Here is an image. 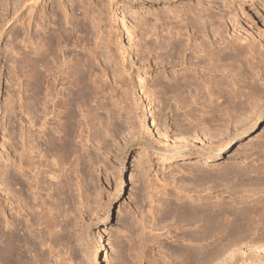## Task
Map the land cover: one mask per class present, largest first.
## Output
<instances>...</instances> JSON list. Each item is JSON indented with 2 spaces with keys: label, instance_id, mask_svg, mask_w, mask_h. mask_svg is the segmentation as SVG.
<instances>
[{
  "label": "rangeland",
  "instance_id": "rangeland-1",
  "mask_svg": "<svg viewBox=\"0 0 264 264\" xmlns=\"http://www.w3.org/2000/svg\"><path fill=\"white\" fill-rule=\"evenodd\" d=\"M196 1L0 0V264H7L9 237L16 229L36 248L25 247L29 264H59L62 256L68 264H182V236L195 223H180L173 206L264 201V183L214 180L256 179L264 172V82L254 73L257 59L250 56L255 69L249 68L247 78L241 64L229 58L233 69L214 74L226 82H188L179 93L170 91L176 82H166L174 72L209 76L185 63L189 51L175 57L178 65L169 64V48L162 41L166 30L156 20L163 9ZM244 2L246 14L238 28L229 26L226 40L237 30L244 36L264 28V9ZM189 33L194 44L198 34L193 28ZM49 34L55 38L56 62L43 73L45 92L51 94L34 106L26 88L33 82L31 71L17 68L14 59L17 52L41 49ZM80 55L87 59L90 101L83 109L76 106L77 151L64 164L70 190L50 198L46 187L59 179L47 169L58 167L60 153L53 159L44 152L40 126L45 120L50 132L61 126L52 119V103L56 112L62 110L70 85L63 66ZM147 141L155 148H147ZM179 148L185 149L172 151ZM28 149L36 150L31 153L35 163L42 159V186L35 184L37 169L26 167ZM11 175L22 184L21 194L14 181L9 183ZM41 201H56L60 209L69 204L68 245L59 243L62 233L52 240L45 222L39 223L41 209L34 206ZM258 229L251 237L258 244L236 264H264V226ZM239 235L232 232L215 243L202 264L223 263L245 241Z\"/></svg>",
  "mask_w": 264,
  "mask_h": 264
},
{
  "label": "bare ground",
  "instance_id": "bare-ground-1",
  "mask_svg": "<svg viewBox=\"0 0 264 264\" xmlns=\"http://www.w3.org/2000/svg\"><path fill=\"white\" fill-rule=\"evenodd\" d=\"M166 1L171 2L173 0ZM250 1V8L260 7L264 9V0ZM245 14L246 10L244 0H213L210 1V5L205 4L204 0H197L193 4L176 5L171 8L163 9L162 13L160 12L156 14V20L160 21V27L163 26L166 30V33L163 35L162 41L166 45V47L169 48V58H171L169 64L178 65L181 61L177 62L175 60V57H179L180 55L185 54V52L189 51V53L191 54L189 57L184 59L185 63L192 64L193 69L201 68L202 71L206 70V73H209V76L205 77V74H203L204 72L202 71L200 75H198V71H194L195 73L192 74H188L186 72H174L166 80V82H176L174 86L170 88V91L173 90L179 93V91H182L183 88L188 86V82H226L223 81V77L221 79L215 78L214 74L215 72H221V74L226 75L230 72V70L233 69V63L228 61L229 58H233V60L241 64L240 68H242V70L239 71H241L242 75L247 78L250 74V72H248L249 68L255 69L249 61L250 56H253V59H257L259 64V68L255 69L254 73L259 75V79L264 82V28L260 30H253L250 35L246 34L244 36L242 35L241 31L237 30L236 33L232 35L230 40H226V31L228 30L229 26L238 28V25L243 20ZM157 27L159 26L157 23H155V28L157 29ZM190 28H193L195 33L198 34V38H193L195 40L194 44L191 42L192 36L189 33L191 30ZM31 39L29 38L28 42L32 43ZM43 39L41 40L43 44V47L41 49L35 48L33 53L28 50H26L23 54L17 52L18 56L16 55V58L14 57V65L17 68H19L23 72L31 71L30 77L32 78L33 82H27L26 88L29 92L30 97L29 104H33L34 106H38L40 99H42L43 96L51 94V91H49L48 93L45 92V89H47L48 87L46 85V82H44L45 77L43 69L45 68V70H48L52 66V64L56 62L55 56L53 54V46L55 41L54 36L52 34H49L48 36H46V38L44 37ZM158 39L160 40L159 36ZM159 44H161L160 41ZM216 44H218L220 47L218 50H215ZM232 55L233 57H231ZM87 67V59L84 55L78 56L74 61H68L65 66H63V74L65 75V77H67V83H70V85L66 87L67 94L64 98V105H62V110L56 112L55 108L57 104L56 102L52 103V106L54 107V111H52V119L58 120L61 126H58L55 130H52V132L47 130L46 120L42 123V126H40L43 129L42 133L45 136L46 140L45 148H43V150H45L44 152H46L48 156L53 157V159L55 155L60 153L57 157L59 168L57 167V163L49 164L50 166L47 164V166H49L47 171H50V177H52V179H59L58 181L56 180V184L53 183L54 186L52 184L47 185L45 183L47 185L46 190H48L47 194L50 198H54V195L57 193V191L60 194L63 193L67 195L70 190V174L68 173L67 168L64 164H66L71 156L77 151V149L74 147V124L77 116L76 106L78 105L80 109H83L90 101L89 81L86 73ZM64 68L66 69V71L64 70ZM184 69H187V66H185ZM260 84H262V82ZM261 86L262 85L256 86V88L260 89ZM225 99H228V97H226ZM22 109L19 110L22 111ZM57 116L59 117L58 119L56 118ZM28 133L30 134V132ZM145 143L147 148L151 150L155 148L153 143L149 141ZM184 149L185 148H179L173 149L172 151L174 153H182ZM34 151L36 150L30 149L27 152L29 153V155H26L29 159V162L28 164L26 163V167L29 169L34 168V170L37 169L35 171L36 178H34L36 181L35 184L39 186L42 182V178H39L41 177L39 175L41 174L40 166L42 165V159L40 158V163H35L37 159L34 161V157L31 156V153H33ZM20 167H22L21 164ZM26 167H24L23 169H26ZM55 169H60V173ZM42 177H45V175ZM214 180L219 184H250V186H252L256 183H264V172L256 179L219 178ZM13 181L15 182L14 184L17 185V188L19 187V191H22L23 186L20 181L17 180L14 175H11L9 178V183ZM15 190L17 191L18 189L15 188ZM37 195L38 194L34 196L35 200H37ZM23 202L27 205V202L24 199ZM42 202L43 201L40 202L41 204H37L36 206H34L36 207L35 209H41L40 211L37 210L39 212V215H37L39 217L38 220L40 221L38 222H45L50 231V238L52 240L53 237L57 235V233H62L59 235L60 237L58 241L62 245H68L71 241L69 237V204L68 206L67 204H63V208L61 207L60 209V206L56 201H51L48 203H46L45 201L43 203ZM199 203L193 202L188 205L173 206L174 209L171 207L174 212H178L181 216L179 218L180 223L184 222L188 225L195 223V226L192 227L189 232H186L185 235L182 236L184 245L181 247V251L179 252L180 258L184 259L185 261L182 264L204 263L206 258H208L210 254H212V251L216 245L215 243H220V241L227 239V237L230 236L232 232L241 233L239 237L245 235V241H243L239 245V247H237L236 250L232 252V254H230L221 264H236L240 257L244 253H246L247 249L258 244L252 243L253 239H251V237H253L258 228L264 226V201L259 199L257 203L255 202L252 205L245 206L243 204H241L240 206H229L222 204L211 206L209 204ZM31 210L34 211L32 206ZM60 216L62 217L61 221L59 220ZM256 234L259 233L256 232ZM206 244H208V246L203 247V245ZM8 245V254L5 258L7 260V264H29V261L27 260V258H25L24 255L25 247L30 246L31 248H35V246L28 240L27 237H25V234L22 233V231L16 229L15 232H11ZM213 258L214 257H212V259ZM63 260L64 257L62 256L59 264H68V262H64Z\"/></svg>",
  "mask_w": 264,
  "mask_h": 264
}]
</instances>
